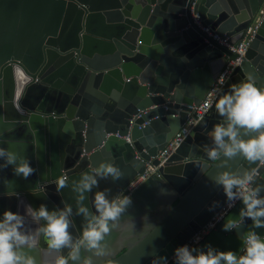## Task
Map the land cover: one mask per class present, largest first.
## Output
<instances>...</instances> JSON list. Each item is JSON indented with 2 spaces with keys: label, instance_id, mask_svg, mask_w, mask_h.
<instances>
[{
  "label": "water",
  "instance_id": "water-1",
  "mask_svg": "<svg viewBox=\"0 0 264 264\" xmlns=\"http://www.w3.org/2000/svg\"><path fill=\"white\" fill-rule=\"evenodd\" d=\"M263 2L0 0V144L27 157L35 169L21 178L9 166L0 177L24 202L51 209L62 206L61 200L73 202L69 187L57 192L61 178L70 184L89 165L112 159L122 176L115 182L101 179L99 188L108 189L109 196L130 194L124 215L139 227V218L148 213L157 231L143 239L110 231L104 242L109 255L92 256L94 264H154L157 257L174 264V248L225 202L208 175L225 167L252 171L259 162L206 157L203 146L220 119L217 98L174 152L161 164L156 159L185 123L190 106L202 101L236 57L197 28L192 14L235 47ZM246 77L264 87V17L220 93ZM147 166L155 171L128 193L125 186ZM258 169L254 182L264 186V168ZM37 185L44 194L32 192ZM7 191L0 184V211H23L16 196L2 194ZM85 203L91 206V193ZM239 207L238 202L224 217L236 216ZM223 222L196 246L239 251L238 233L249 222L231 232L222 230ZM80 224L81 217H74V234ZM256 231L264 234V227ZM31 254L37 260L43 255Z\"/></svg>",
  "mask_w": 264,
  "mask_h": 264
},
{
  "label": "clouds",
  "instance_id": "clouds-1",
  "mask_svg": "<svg viewBox=\"0 0 264 264\" xmlns=\"http://www.w3.org/2000/svg\"><path fill=\"white\" fill-rule=\"evenodd\" d=\"M215 110L220 119L208 133L209 143L203 146L206 157L213 161H227L235 156L264 161V87L246 77L218 95ZM9 166L21 178H27L35 170L27 157L0 144V170ZM121 176V168L108 159L89 165L70 184L61 178L56 190L59 193L62 187H69L73 202L61 200L62 206L51 209L44 203L33 207L24 202L18 192L9 188L10 181L0 177V184L8 189L2 194L16 196L18 209L21 206L23 209L0 211V264H94L92 256L109 255L104 242L110 231L118 230L128 239H143L156 232L148 213L139 218V227L134 218L124 215L132 203L130 194L109 196L108 189L98 186L101 179L115 182ZM208 177L222 191L226 208H232L236 202L240 204L236 216L220 217L224 218L222 230L231 232L245 220L249 222L238 233L240 250L222 251L211 244L198 247L185 243L174 248V264H264V234L256 231L264 227V186L254 182L255 173L250 170L225 167ZM32 192L44 194L45 188L37 185ZM89 193L91 206L85 203ZM216 203L213 201V206ZM76 216L81 217L78 234L73 230ZM195 239L199 240V236ZM33 250L43 254L39 260L31 254ZM154 264H168V261L157 257Z\"/></svg>",
  "mask_w": 264,
  "mask_h": 264
},
{
  "label": "built area",
  "instance_id": "built-area-1",
  "mask_svg": "<svg viewBox=\"0 0 264 264\" xmlns=\"http://www.w3.org/2000/svg\"><path fill=\"white\" fill-rule=\"evenodd\" d=\"M264 17V2L258 7L254 16L252 17L249 25L245 28L244 34L237 43L235 47L228 46L226 44V39H221L216 35H213L209 32L207 27H203L201 20L195 14H192L193 24L199 28L202 32L207 33L208 37H211L213 40L218 41L219 43L226 45L230 51L236 54V57L233 60H229L218 76L215 78L214 82L210 86L207 93L204 95L202 101L198 105H191L189 115L185 121V123L181 126V128L173 135L170 141L166 144V146L157 153L156 159L160 161V164L168 157L177 146L183 141V139L189 134L194 125L200 120L205 112L212 105L214 100L217 98L218 94L222 90L226 81L232 75L235 67L241 62V59L251 43L256 31L258 30L262 19ZM139 112L137 116H140ZM258 167L264 168V161H259L257 166L252 170L255 173V179L259 177L260 170ZM155 171L154 167L147 166L141 174H137L126 186L125 190L132 192L136 187H138L143 181L146 180L149 175H151ZM238 202H236L237 204ZM235 204V205H236ZM234 205V206H235ZM233 206V207H234ZM232 207V208H233ZM232 208L228 209L225 206V202L222 206L213 214V216L191 237L187 240L186 243L198 245L204 237L209 234L216 225L223 219L220 217L225 216ZM212 225V227H209ZM199 236V240H196L195 237ZM185 244V243H184Z\"/></svg>",
  "mask_w": 264,
  "mask_h": 264
}]
</instances>
